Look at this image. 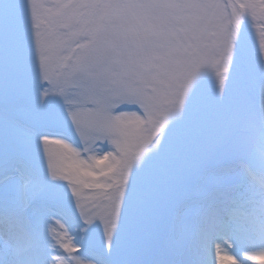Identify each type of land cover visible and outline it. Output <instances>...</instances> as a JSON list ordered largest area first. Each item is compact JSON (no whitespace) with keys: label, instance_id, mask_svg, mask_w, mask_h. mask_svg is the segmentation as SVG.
<instances>
[{"label":"snow or ice","instance_id":"6c2138e0","mask_svg":"<svg viewBox=\"0 0 264 264\" xmlns=\"http://www.w3.org/2000/svg\"><path fill=\"white\" fill-rule=\"evenodd\" d=\"M194 6L193 0H57L50 6L37 0H0V86L22 87L30 106L35 98L36 123L25 141L29 150L33 141L41 150L45 144H54L73 160L76 177L94 188H112L115 174L130 169L153 138L164 132L169 115L179 113L167 143L156 142L136 183L129 171L122 187L115 185L118 217L125 203L144 205L132 243L138 258L132 264H187L180 240L151 215L147 185L156 165L167 171L164 165L190 130L191 117L184 116L183 108L191 72L176 53L184 55L182 33L193 25L190 10ZM158 9L178 10L182 15L158 24L151 18ZM238 35L226 38L212 54L221 88L232 72ZM202 54L207 53L193 50L186 55L194 63ZM161 72L163 78H159ZM53 74L63 76V81L57 92L49 93L46 86L54 83ZM249 77L255 78L245 57L237 79L244 82ZM259 80L264 97V43ZM81 125L91 133L98 150L83 147ZM217 160L211 153L200 157L195 171L202 184L210 175L223 182ZM64 179L72 185L70 194L63 185L50 184L46 188L49 200L59 203L77 195L78 184ZM257 203L259 225L264 227V193ZM13 251L18 257L23 248L6 239L0 246V264H38L17 259ZM157 256L160 259L152 258ZM227 259L231 258L218 248L215 264Z\"/></svg>","mask_w":264,"mask_h":264},{"label":"rangeland","instance_id":"374dc122","mask_svg":"<svg viewBox=\"0 0 264 264\" xmlns=\"http://www.w3.org/2000/svg\"><path fill=\"white\" fill-rule=\"evenodd\" d=\"M37 2L50 6L57 0ZM193 3L195 6L190 10L193 25L187 33H182L184 55L176 53L191 72L183 108L184 116L191 117L190 130L179 151L164 165L167 171L162 172L159 165L152 169L147 185L149 211L163 230L180 240L182 257L187 264H213V256L205 251L201 243V232L212 240L214 248H224L227 254L238 260V264H247L249 259L244 261L239 242L246 238L264 240V227L259 225L257 212L259 204L248 207L237 216L226 215L224 210L230 212L237 209L238 201L254 191L264 193V136L261 135L264 130V97L259 91L264 7L261 6L262 0H193ZM180 15L182 13L178 10L158 9L151 13V18L158 24H166L169 18H179ZM236 32L239 33L236 38V58L232 72L221 88L213 67L212 54L222 48L224 40ZM171 36L175 37V33H171ZM193 50L207 54H202L193 63L188 61L186 55ZM245 57L255 77L254 80L249 77L251 83L249 80L240 82L237 79L238 69L242 67ZM163 75L161 72L159 78H163ZM53 81V84L46 86L49 93L59 90L63 76L53 74ZM147 90L151 91L150 88ZM35 103L33 97L30 106L23 88L15 83L8 88L0 86V105L3 110L11 112L31 126L36 123ZM179 119V113L169 115L164 132L153 138L148 150L138 161L132 162L130 169L115 174L112 188H94L76 177L75 166L68 153L54 144H45L41 150L35 142L29 150L25 143L27 134L0 118V189L6 183L9 185L11 181H16L17 188L28 194L29 200L38 198L39 204L56 208L69 217L71 224L74 222L69 213L76 214L85 221L83 223L87 227H75L76 237L84 247L97 251L98 257L105 264H132L138 258L132 251V243L142 221L144 205L125 203L123 214L118 217L120 200L115 185L122 187L125 174L129 171L133 184L136 183L138 171L146 166L145 162L156 150V142L163 140L167 143L169 132ZM240 129L248 133H242ZM79 130L84 136L85 148L98 150L99 145L91 139V133L83 125ZM234 133L236 137L231 139L232 144L222 150L221 144L225 138ZM13 143L19 150L15 155L22 158L19 162H12L10 159L14 154ZM253 144L261 147L262 151L258 153ZM209 153L218 157V167H234L231 172L219 171L218 175L224 178L222 183H217L216 177L211 175L203 184L198 178L196 164L201 156ZM235 161L240 163L235 164ZM19 175L21 178L17 177ZM64 177L78 184L77 195L59 203L49 200L46 188L50 184L63 185L70 194L72 185ZM235 184L241 185L233 188ZM211 186L222 187L229 193L221 198L222 201L217 195H213L206 205L186 204L187 200L208 195L207 189ZM20 209L10 207L0 211V219L7 221L0 226V232L4 235L7 226L11 231L24 234L16 241L29 247V252L25 255H12L25 261H37L38 264H75L70 262L75 250L73 237L60 225H50V215L46 212L36 217L37 224L34 227H26ZM190 216H196V220H189ZM3 235H0V241H13L8 238L9 234H5L6 238ZM253 241L252 244L260 249V243ZM3 244L1 242V246ZM208 248L210 251V246ZM62 249L67 254L65 257L60 252ZM82 257V261L91 262L83 255ZM152 258L160 259L158 256ZM252 260L251 264H264L262 259ZM76 264L82 263L78 261Z\"/></svg>","mask_w":264,"mask_h":264},{"label":"bare ground","instance_id":"6f19581e","mask_svg":"<svg viewBox=\"0 0 264 264\" xmlns=\"http://www.w3.org/2000/svg\"><path fill=\"white\" fill-rule=\"evenodd\" d=\"M262 106L264 107V102H262ZM3 187L4 188H1L0 189V200H2L4 202L5 207L0 208V211L1 210H4V209H9L10 207H14L16 209L17 208L18 209L21 208L22 207V204L24 202V199L21 197V194H22V191L21 190L22 189L21 188H19V189L17 188L18 187L17 186V182L16 181H11L9 183V185L6 183V185L3 186ZM22 208H24V207H22ZM48 218L50 220V225H53L54 227L55 226L57 227V225H60L61 226V223L56 218H53V217H50V216H48ZM6 222H7L6 220H1L0 219V226L2 224H5ZM5 231H6V233H8V232L11 233V236H10L11 240H16L17 239L16 236L19 235V233L13 232V230L11 231L9 229V231H8L7 226H5ZM6 233H4V235H3L5 238L7 237L5 235ZM246 239L243 240L242 242H239L240 243V246H241V249H242L241 250V255L243 257H245L244 258L245 259L244 261H246V259H249L248 260L249 263H247V264H251V262H253V260H252L253 258H259V259L264 260V240L263 239H260V238H258V239H251V238H249V240H248V238H246ZM200 240H201V243H202L203 247L205 248V251H207L210 256L211 255L213 256V264H215V261H216V252H217V249L218 248L221 251H223L228 257L231 258V259L224 260L223 261V264H232V260L234 261V264H237V259L235 260V258H233L229 254H227L226 253V250L224 248H220L219 246H217V247L214 248L213 247L214 244H213L212 240H210L208 238V236L206 234H204L203 232H201ZM253 240H256V242H259L260 243V249H257L258 246H255V244L254 245L252 244L254 242ZM1 242H4V241H0V246H1ZM9 244L12 245V246H17L18 245V243H9ZM20 246H25V244H22ZM209 246H210V251L208 250L209 249L208 248ZM222 246L224 247V245H222ZM27 250L28 251H24L23 250L21 253L26 254V253L29 252V249H27ZM14 252L15 251H13V253ZM81 263L82 264H91L89 262H84V261H81Z\"/></svg>","mask_w":264,"mask_h":264}]
</instances>
